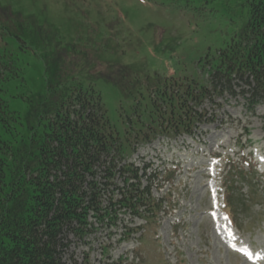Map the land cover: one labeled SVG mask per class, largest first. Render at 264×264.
I'll use <instances>...</instances> for the list:
<instances>
[{"label": "rangeland", "instance_id": "obj_1", "mask_svg": "<svg viewBox=\"0 0 264 264\" xmlns=\"http://www.w3.org/2000/svg\"><path fill=\"white\" fill-rule=\"evenodd\" d=\"M247 19L244 0H0V27L12 35L0 31V56L13 59L25 79L4 86L5 100L27 117L26 99L46 92L42 58L59 45L77 47L88 55L89 76L99 77L95 87L115 133H144L157 116L150 95L162 97L158 91L171 77L180 95L191 81L205 85L204 63ZM120 79L141 92L125 97ZM217 103L199 108L195 139L162 149V157L174 156V167L157 168L162 174L153 182L154 196L171 203L160 219L132 222L122 210L115 224L91 220L96 229L83 242L72 238L66 264H264V103L251 111L241 97ZM131 161L148 162L140 154ZM234 166L246 177L230 172ZM113 181L125 183L119 175Z\"/></svg>", "mask_w": 264, "mask_h": 264}, {"label": "trees", "instance_id": "obj_2", "mask_svg": "<svg viewBox=\"0 0 264 264\" xmlns=\"http://www.w3.org/2000/svg\"><path fill=\"white\" fill-rule=\"evenodd\" d=\"M244 7L248 19L242 31L206 60L208 86L193 81L180 95V84L165 83L158 91L162 97L150 95L157 116L145 131L192 135L204 116L199 108L217 98L228 103L241 97L250 111L264 103V0H244ZM0 29L12 36L8 27ZM58 47L42 58L46 92L26 99L27 117L10 111L4 89L14 81L24 84V73L13 59L0 56V264H66L72 238L83 242L96 229L91 220L115 224L122 210L143 218L141 207L152 216L161 207L151 187H142L139 169L118 166L149 135L116 134L95 87L99 77L85 70L88 55L77 47ZM125 82L117 81L125 97L141 92ZM237 169L242 171L234 166L230 172ZM118 175L123 187L113 181Z\"/></svg>", "mask_w": 264, "mask_h": 264}, {"label": "bare ground", "instance_id": "obj_3", "mask_svg": "<svg viewBox=\"0 0 264 264\" xmlns=\"http://www.w3.org/2000/svg\"><path fill=\"white\" fill-rule=\"evenodd\" d=\"M242 250H244V248Z\"/></svg>", "mask_w": 264, "mask_h": 264}]
</instances>
